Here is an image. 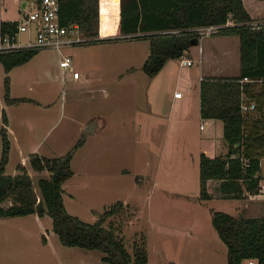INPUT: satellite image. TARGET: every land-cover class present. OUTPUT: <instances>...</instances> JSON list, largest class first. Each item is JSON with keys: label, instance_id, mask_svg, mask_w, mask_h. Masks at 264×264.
Here are the masks:
<instances>
[{"label": "rangeland", "instance_id": "rangeland-1", "mask_svg": "<svg viewBox=\"0 0 264 264\" xmlns=\"http://www.w3.org/2000/svg\"><path fill=\"white\" fill-rule=\"evenodd\" d=\"M258 1L246 3L257 21L264 22V2ZM23 3L3 0L0 19L20 20L32 7L30 1L26 7ZM117 7V0H100L99 20L102 17L105 25L108 16L115 22ZM35 33L34 27L21 30L18 39L27 41ZM216 34L222 33L200 36L182 55L192 64L181 63L182 56L169 58L154 75L143 69L150 38L131 34L83 39L61 51L41 47L9 72L0 61V159L4 110L11 139L6 172L15 173L18 163L24 162L40 195L38 179L49 171L34 169L31 153L63 155L83 138L72 157L73 174L63 184L70 212L94 222L123 200L104 223L124 237L131 252L136 241L145 239L147 264H228L227 245L212 224V209L264 214V182L258 193L228 196L220 189V180L212 178L210 197L201 196L200 153L207 148L205 152L214 156L228 150L223 120L203 117L195 101L201 81L199 53ZM232 42L230 38L212 42L216 53L206 59V69L221 66L220 76L240 70L239 37ZM64 55L72 57L73 66L65 70V79L60 66ZM73 69L80 78L74 77ZM7 74L10 96L26 99L8 101ZM190 85L191 102L181 109L173 104V95ZM93 120L100 124L89 131L86 125ZM10 203L9 198L3 201ZM102 254L99 248L63 243L49 214L0 216V264H110Z\"/></svg>", "mask_w": 264, "mask_h": 264}, {"label": "trees", "instance_id": "trees-1", "mask_svg": "<svg viewBox=\"0 0 264 264\" xmlns=\"http://www.w3.org/2000/svg\"><path fill=\"white\" fill-rule=\"evenodd\" d=\"M258 2L263 4L264 0ZM99 15V0H59L61 23L77 22L85 39L111 38L98 36ZM256 17L246 0H120V34L150 38V52L143 64L149 75L156 74L169 58L180 57L189 49L191 39L201 36L194 30L196 26L220 24L217 31L222 34L239 35L240 72L229 76H205L200 82L201 115L223 120L224 140L228 147L224 154L200 153L203 198L210 197L208 182L212 178L220 180V189L228 196L261 191L264 178L261 173L264 160V22L255 26ZM229 20L232 23H228ZM17 23L18 20L13 19L1 21L3 29L13 32ZM172 29H178V32L169 31ZM37 51V48H21L0 53V61L9 72ZM5 83L8 101L26 99L10 96L9 74L5 76ZM251 102L255 107L244 109L243 104ZM3 120L0 216L32 212L49 214L53 229L65 244L99 248L103 251L102 259L110 264L148 263L145 239L136 241L131 252L124 237L104 223L124 205L123 200L113 203L94 222L68 210L63 184L73 174L72 157L75 149L84 142L83 138L63 155L31 153V166L49 171L47 176L38 179L39 195L24 162L18 163L15 173L6 172L11 139L5 110ZM7 198L12 203L5 205L3 201ZM212 224L227 245L228 264H245L249 259H254L255 264H264V214L233 215L212 209Z\"/></svg>", "mask_w": 264, "mask_h": 264}, {"label": "built area", "instance_id": "built-area-1", "mask_svg": "<svg viewBox=\"0 0 264 264\" xmlns=\"http://www.w3.org/2000/svg\"><path fill=\"white\" fill-rule=\"evenodd\" d=\"M3 0H0V3ZM28 1L31 2V9L27 10L22 18L18 20L16 30L10 31L3 29L0 20V53H5L21 48H41L46 46L57 47L60 51L66 45L77 43L85 39V36H81L82 31L77 22L70 24H62L59 17V0H24L23 6L26 7ZM228 23H232L229 20ZM260 21H255V26L259 25ZM220 24L200 25L194 27L200 35L216 32L220 28ZM31 27L35 28V37L30 38L27 41H21L18 39V34L21 30H27ZM169 31L178 32V29H172ZM83 33V31H82ZM193 61L191 58L182 56L181 63L191 64ZM60 65L62 67L63 79L66 78L65 70L72 66V57L70 55H64L60 59ZM74 77H78L80 72L77 69H73ZM175 96H181L182 91L176 90ZM244 109H252L255 107V103H244ZM204 124H201L203 127ZM264 175V160L262 161V171ZM264 178L262 181V185ZM248 264H255L254 259H249Z\"/></svg>", "mask_w": 264, "mask_h": 264}, {"label": "crops", "instance_id": "crops-1", "mask_svg": "<svg viewBox=\"0 0 264 264\" xmlns=\"http://www.w3.org/2000/svg\"><path fill=\"white\" fill-rule=\"evenodd\" d=\"M107 18H108V16L106 17L105 25H104V22L102 20V17H101V20H99V28H98V33L99 34H98V36L99 37H116V36L122 35L119 32L120 0H118V13H117V18H116L115 22H110ZM0 20H2V19H0ZM104 28H106V29L104 30ZM128 36H129V34H128ZM201 36H203V35H201ZM236 36L239 37L238 34H216L215 35V38H213V41L211 40V42H210L209 45H207L206 47L203 46V48H201V51L199 53V61L201 62V68H200L201 76H200V79H202L205 76H214V77L215 76H220V71H222V67L221 66L220 67H216V65H211L210 67H208L206 69V66H205L206 59L210 58L212 55H215V53H216V50H215V47H214V43H212V42H217L218 43V42H220L222 40H226L228 38H230V40L232 42V40H234V39L236 40ZM217 37H220V39H217ZM199 40H200V37H199ZM239 42H240V38H239ZM233 45L235 47V52H237V45L235 43H233ZM239 72H240V70L238 72L234 73V74H229V75H236ZM80 76H81V73H80V75L78 77H75V78H80ZM221 76H227V75L221 74ZM189 90H191V85L188 86V88L184 90V92L182 93L181 96H175V95H173V97H174L173 99L175 100V102L173 104L174 105H177L181 109L182 108L186 109V107L188 106V104L191 102V100H190L191 98L189 97V95H187L188 94L187 91H189ZM196 100L199 102V109H200V84H199V94H198L197 97H195V101ZM7 123H8V121H7ZM7 123H6V125H7ZM204 150L206 151L207 148H205Z\"/></svg>", "mask_w": 264, "mask_h": 264}, {"label": "water", "instance_id": "water-1", "mask_svg": "<svg viewBox=\"0 0 264 264\" xmlns=\"http://www.w3.org/2000/svg\"><path fill=\"white\" fill-rule=\"evenodd\" d=\"M199 41V38L198 37H193L191 39V43H197ZM100 124L98 121L96 120H93L91 121L88 125H86V129H88L89 131H95V128L96 126Z\"/></svg>", "mask_w": 264, "mask_h": 264}]
</instances>
